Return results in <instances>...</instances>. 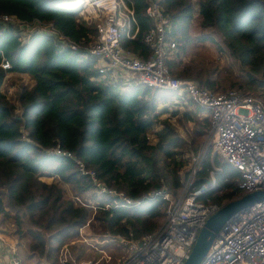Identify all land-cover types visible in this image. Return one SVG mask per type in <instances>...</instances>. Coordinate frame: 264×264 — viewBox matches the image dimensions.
<instances>
[{
	"label": "trees",
	"instance_id": "obj_1",
	"mask_svg": "<svg viewBox=\"0 0 264 264\" xmlns=\"http://www.w3.org/2000/svg\"><path fill=\"white\" fill-rule=\"evenodd\" d=\"M131 1L140 30L135 40L124 38L123 45L146 58L152 51L144 38L154 26L146 15L148 0ZM158 1L173 16L176 39L183 51L188 50L192 40H212L220 50L212 37H193L196 24L191 0ZM199 7L201 27L220 35L247 71L243 79L237 80L215 64L197 72L190 67L177 72V65L170 63L171 72L218 93L227 92L229 86L225 84L229 83L232 88L256 92L264 98V0H201ZM81 11V6L66 0H0V17H13L26 24L53 23L61 33L87 46L97 36V25L81 16ZM2 27L0 65L7 61L12 68L6 71L0 67V157L21 162L24 171L41 179L61 180L72 186L75 197L91 206H79L82 213L78 219H64L61 225L54 226L61 212L54 199L35 212L20 186L21 171H6L5 180L0 175V226H13L18 241L25 243L27 254L22 261L19 259L21 264L26 259L74 264L71 260L62 262L58 245L62 234L74 225L78 229L89 224L90 231L114 237L133 235L141 239L153 233L165 216L166 202L158 198L132 208L122 206L119 197L100 193L92 176L84 175L77 161L94 172L98 182L134 201L163 188L177 195L182 187L181 172L190 163L186 154L199 152L209 120L184 137L170 120L158 118L167 113L174 117L180 114L177 110L169 112L168 107L160 109L162 104L176 105L171 94L100 81L95 59L60 51L48 35H30L26 42L21 30L13 31V25L6 23ZM12 73L25 74L33 80L31 86H22L16 98L18 105L10 103L1 91L5 77ZM192 105L195 111L183 112L179 123L197 122L195 116L203 109ZM157 124L163 125L162 130H154ZM152 134L156 143L149 139ZM56 149L72 157L58 155ZM213 164L221 166L223 172L217 175V186L207 193L212 202L224 207L246 196L238 183L239 172L218 157L212 161L210 155L202 163L197 186L210 179ZM45 194L50 198L49 192ZM83 250L84 244L81 254Z\"/></svg>",
	"mask_w": 264,
	"mask_h": 264
},
{
	"label": "built area",
	"instance_id": "obj_2",
	"mask_svg": "<svg viewBox=\"0 0 264 264\" xmlns=\"http://www.w3.org/2000/svg\"><path fill=\"white\" fill-rule=\"evenodd\" d=\"M200 1L191 0L196 23L193 37L212 35L220 46L219 53L223 62L228 63L229 69H233L238 75L240 71H247L244 64L232 55L221 36L214 32L207 33V29L201 27ZM70 2L82 7L80 14L86 20L96 22L97 36L87 46H82L61 33L53 23L26 24L9 16L0 17V22L13 25L11 28L16 32L23 29L18 26L25 25L27 29L33 26L37 29L34 34L50 36L60 51H68L80 58L95 59L100 81L149 87L171 94L178 107H188L192 104L199 106L210 117L207 142L213 147L215 155L211 159L214 161L217 156L239 172L241 176L239 186L244 195L264 191V98L249 91L230 90L218 93L202 88L191 79L174 77L169 63L182 62L176 39V27L173 16L158 0H148L146 9V15L154 25L144 38L152 51L146 58L139 57L123 45L124 38L135 40L140 30L134 3L131 0H70ZM0 67L6 71L12 68L7 61L2 62ZM131 82L134 84L130 85ZM16 93L17 89L11 87L7 94H3L10 103L18 105ZM16 113H20V110L17 109ZM157 125L159 127L156 131H159L162 125ZM149 139L153 143L157 138L152 134ZM55 151L58 155L72 157L70 153H62L59 149ZM205 158L206 155L200 154L194 159L190 173L184 176L185 180L187 179L185 194L175 202L166 188L153 190L144 194L142 200L134 201L125 193L110 190L98 182L96 174L87 170L81 161H77L80 171L84 175L92 176L99 187V192L119 197L122 206L135 207L143 201L160 198L166 202L167 209L164 223L153 233L141 239H135L133 235L130 238L105 235V240L100 242L104 247H95L100 258L82 262L74 258L69 253V248L64 246L61 250L62 262L67 263L71 260L74 264L102 262L109 264L113 257L106 249H111L110 245L117 243L126 252L118 264H185L208 219L223 208L207 197L208 191L217 186L219 174L217 172L220 171L215 167L218 166L213 165L210 179H205L204 184L200 186L196 185ZM207 180L209 184L206 183ZM72 199L77 205L91 207L79 197ZM88 239L86 236L83 237L86 244L91 242ZM0 244L5 245L1 235ZM13 248L14 244L11 249ZM12 251L14 253V250ZM12 264H21L15 255L12 257ZM201 264H264V202L253 205L228 222L219 237L214 240Z\"/></svg>",
	"mask_w": 264,
	"mask_h": 264
},
{
	"label": "rangeland",
	"instance_id": "obj_3",
	"mask_svg": "<svg viewBox=\"0 0 264 264\" xmlns=\"http://www.w3.org/2000/svg\"><path fill=\"white\" fill-rule=\"evenodd\" d=\"M42 1L47 2V1H52V0H42ZM66 1H68L71 4L70 0H66ZM1 23H8V22L1 21L0 24ZM93 23L96 24L95 21ZM25 27H26L25 25L20 26L19 28H23V29L19 33L23 37V40L24 41L26 40V42H27L28 41L27 37L30 36V35H34V33L37 32V29L34 28L33 26L29 27V29H27ZM207 33H208V31H207ZM205 37H212V35L206 34ZM188 47L189 48L186 51H183L180 48L179 55H180L181 58H183L182 62H180V71H183L185 68L190 67V68H193L195 72H197L198 70H201V69H209L210 67L214 66V64H215L219 68V70H223L225 75H228L230 77L233 76L237 80L243 79V75L245 74L243 71H240V73L238 75L233 69L232 70L229 69L227 62H223L221 54L218 51L219 49L217 48V46L214 43V41L211 40V41H207V44L206 43L199 44L198 41L194 42V40H192L191 43L188 44ZM182 54H183V57H182ZM225 69H228V70H225ZM7 78L8 79H6L5 83L3 84L1 91H2V93L7 94L8 91L11 89V87H14V88L17 89V93H16L17 98L19 97V94H20L22 86H24V85L31 86L33 84V80L31 79V77L28 76V75H25V74L12 73ZM191 80L195 81L196 83H198L200 85V83L198 81H196L194 79H191ZM133 84H134V82H131L130 85H133ZM200 86L202 88H204V89L210 90L209 88L205 87V85L204 86L200 85ZM230 86L231 85L229 83H226L225 87H228V88H226V90H228V91L237 90L236 88H232ZM238 91H242V90H238ZM245 92H247V91H245ZM249 92H252V91H249ZM224 93H226V92H224ZM160 107H161L160 109H164V110L168 107L169 112H173V111H176V110L180 112V114L178 116H176V117H174L171 113H167V114L161 115L160 119L161 120L162 119L163 120H166V119L170 120L178 128L179 133L182 136H184V137L185 136L188 137L187 136L188 131L193 134V131L195 130L196 127L197 128L198 127H201V128L204 127V125L207 124V122H206L207 120H209V123H210V117H209L208 113L205 110H202L201 113H199V114H197L195 116V119H196L197 122L184 121L183 123H179V119L182 117L181 114L183 112H185V111H195V106L194 105H190L188 107H181V106L178 107L176 105L172 106V105H169V104H167V105H163L162 104ZM158 114H160V111H158ZM157 127H159V125H157L154 128L155 131L157 130ZM160 130H162V128ZM209 132H210V126L206 129V133H205V135H203V137L201 139V141H202L201 144L202 145H201V147L199 149V152L197 154H194L192 152L191 153L188 152L186 154V158H190L189 166L187 167V169H185L186 171L189 170L191 166H193L194 159L196 157H198L200 154L201 155H206V157L208 155H210L212 158H214L215 155H214L213 147L211 145H209V143L207 142ZM190 140H191V137H190ZM156 142H157V139L153 143H156ZM215 169L220 171V172H217L219 174L223 172V169H222L221 166L220 167H215ZM185 170H183L181 172V175H180L181 182H182L181 189L178 191L177 195H174L173 193H171V198H172V200L174 202L175 201H179V199H181L183 197V195L185 194L184 188H185V184H186V181H187V179L185 180V178H184V176L186 175V173H185L186 171ZM39 179L43 180L41 178H39ZM240 182H241V176H240V178L238 180L239 184H240ZM57 184H59V183H57ZM63 185L66 186L64 188V190H63V195H64V198L66 200H71L72 197L76 196V193L72 189V186H70L68 184H65V183H63ZM186 188H188V186H186ZM45 193H46L45 191H43L41 193V192H38V190L34 189L32 194L30 195V199L27 198L28 199V203L34 207L35 212H39L41 210L40 207L42 206V201H45L47 199V195ZM34 198H35L36 201L40 200L41 203L33 204ZM60 220L61 221L55 220L54 221V226L61 225L64 219L62 217H60ZM164 221H165V216L163 218H161V220L158 221V224H160L159 227L164 223ZM93 227H95V225ZM85 230L86 229H84V231ZM96 230H98V231L101 230L102 231V229H100L99 227H96ZM68 231H73L74 234H70L71 236H76L77 233H78V237L71 238V240H69L70 243L72 241H77L78 240V242H76L75 249L73 251L74 257L77 258L79 253L81 252V246H82V244H81L82 242L80 241L81 240V228L80 229H76V225H74L72 228H69L66 232H68ZM0 232H1V234H3L4 237H7L9 239V241H12V243L14 244V248H15L14 249V253H13L12 250H7V252L9 253V255L11 257V261H12L13 255L17 256L19 259H21V261L23 259H25L26 258V254H27L26 246H25L24 242H19L18 241V237L15 235V228L13 226H11V225L0 226ZM102 233H104V232L102 231ZM89 234H97V232H95L93 229H91ZM61 237H63V239L66 241L67 238L65 237V234L62 235ZM19 243H21L20 246H19ZM63 247L61 248V250L63 249ZM84 255H85V257H83V259H82V257H80L78 259L79 262L88 261L90 259H93V258L97 257V256H94V255H89L88 252H85ZM24 264H48V263L46 262L45 259H43L40 263H38L37 259H31V260L26 259Z\"/></svg>",
	"mask_w": 264,
	"mask_h": 264
},
{
	"label": "crops",
	"instance_id": "obj_4",
	"mask_svg": "<svg viewBox=\"0 0 264 264\" xmlns=\"http://www.w3.org/2000/svg\"><path fill=\"white\" fill-rule=\"evenodd\" d=\"M194 22H195V20H194ZM18 27H20V26H18ZM195 27H196V25H195ZM3 28L4 27H2V23H1L0 24V34L3 32ZM205 43L207 44V42H205ZM199 44H203V43H199ZM217 48H218V46H217ZM179 52H180V46H179ZM182 57H183V54H182ZM171 63L176 64L178 69H179L177 72H180V63H175V62H171ZM173 76L176 78H179L175 74H173ZM120 84L124 85L126 88L133 87V86L125 85L123 83H120ZM165 94H167V93H165ZM6 171H8L10 174H13L14 172H17V171H21L20 186H21L22 190L28 196L27 197L28 199H30V195L32 194L34 189L38 190V192H41V193L43 191H45L46 193L49 192L50 198L47 197V199L45 201H42V206L40 207V209L42 210L52 199H54L56 202V205L61 209V212L58 214V216L56 217L55 220L61 221L60 217H62L63 219L74 221L80 217V215L82 213V211L79 207L80 205H77L73 201V199H72L73 197L71 198V200H66L64 198L63 190L66 186L63 185L61 180H56L53 178H46V179L40 180L36 175L24 171L22 168L21 162H10L8 159L0 157V173H1L0 175L4 180H5ZM57 183H59V184H57ZM36 203H41V201L40 200L36 201L34 198L33 204H36ZM130 208H132V207H130ZM80 228H81V240L80 241L82 242V244H84V250H83L82 254H81V252L79 253L81 255L80 257H82V259H83V257H85L84 253L88 252L89 255L97 256V257L93 258V260L100 258V255L98 254L95 247L103 248L104 245L100 242L104 241L105 240L104 236L108 235V234H103V235L89 234L90 230L86 224L78 227V229H80ZM84 229H86V230L84 231ZM64 234H65V237L67 239L65 241L63 239V237H61V240L58 243L59 248H60V252H61V248L63 246H66L69 248V253L72 254L74 249H75L76 242H78V240L72 241L71 243L69 242V240H71V238L78 237V233L76 236L70 235V234H74L73 231L64 232ZM64 234H62V235H64ZM0 235L3 237L4 243H5V245L0 244V264H12L11 257L9 255V253L7 252V250H14L15 249V248L11 249V247L13 246V243H12V241H9V239L7 237H4L3 234H1V232H0ZM84 236L88 237L89 238L88 240L91 241L89 244H86L84 242V240H83ZM119 236L120 235H118L116 237H119ZM112 237H114V236H112ZM120 237H125V236H120ZM130 237H125V238H130ZM110 246H111V249L110 248L106 249L108 251V253L111 254L113 257L112 262L109 264H118L119 260H121L125 257L126 252L117 243H112ZM103 263L104 262H102L101 264H103Z\"/></svg>",
	"mask_w": 264,
	"mask_h": 264
},
{
	"label": "water",
	"instance_id": "obj_5",
	"mask_svg": "<svg viewBox=\"0 0 264 264\" xmlns=\"http://www.w3.org/2000/svg\"><path fill=\"white\" fill-rule=\"evenodd\" d=\"M206 183L209 184L210 182L207 180ZM262 202H264V191L253 192L224 206L211 216L205 227L200 231L196 244L185 264H201L225 225L237 214L243 213L253 205Z\"/></svg>",
	"mask_w": 264,
	"mask_h": 264
},
{
	"label": "bare ground",
	"instance_id": "obj_6",
	"mask_svg": "<svg viewBox=\"0 0 264 264\" xmlns=\"http://www.w3.org/2000/svg\"><path fill=\"white\" fill-rule=\"evenodd\" d=\"M74 5H76V4H74Z\"/></svg>",
	"mask_w": 264,
	"mask_h": 264
}]
</instances>
